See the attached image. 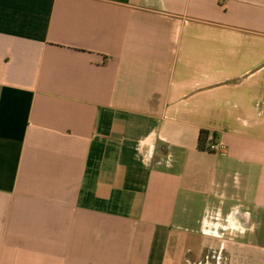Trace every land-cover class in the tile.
<instances>
[{
  "label": "crops",
  "instance_id": "crops-1",
  "mask_svg": "<svg viewBox=\"0 0 264 264\" xmlns=\"http://www.w3.org/2000/svg\"><path fill=\"white\" fill-rule=\"evenodd\" d=\"M0 264H264V0H0Z\"/></svg>",
  "mask_w": 264,
  "mask_h": 264
},
{
  "label": "trees",
  "instance_id": "trees-1",
  "mask_svg": "<svg viewBox=\"0 0 264 264\" xmlns=\"http://www.w3.org/2000/svg\"><path fill=\"white\" fill-rule=\"evenodd\" d=\"M206 132L205 131H201L200 135H199V146L202 149H207L206 145H205V139H206Z\"/></svg>",
  "mask_w": 264,
  "mask_h": 264
},
{
  "label": "built area",
  "instance_id": "built-area-1",
  "mask_svg": "<svg viewBox=\"0 0 264 264\" xmlns=\"http://www.w3.org/2000/svg\"><path fill=\"white\" fill-rule=\"evenodd\" d=\"M207 149L209 151H217L219 149V145L218 144H215V143H209L208 146H207Z\"/></svg>",
  "mask_w": 264,
  "mask_h": 264
}]
</instances>
